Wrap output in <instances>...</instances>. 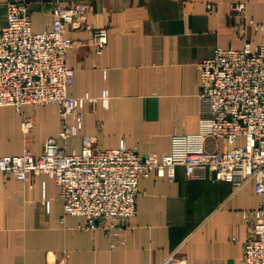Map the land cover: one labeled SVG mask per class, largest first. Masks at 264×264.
<instances>
[{
	"label": "crops",
	"instance_id": "1",
	"mask_svg": "<svg viewBox=\"0 0 264 264\" xmlns=\"http://www.w3.org/2000/svg\"><path fill=\"white\" fill-rule=\"evenodd\" d=\"M9 1L21 0H0V28ZM22 1L40 32L57 3L77 0ZM85 1V22L104 27L107 43L96 53L90 30L66 33L74 42L66 61L75 71L68 94L96 98L79 107L82 128L68 139V152L80 151L83 136H91L103 148L125 143L162 157L173 131H198V63L216 47L254 48L264 37V0ZM27 117L32 125L23 130ZM59 127L58 105L0 106V156L25 149L38 155ZM139 188L131 220L113 225L102 218L91 229L84 216L64 214L54 177L18 180L0 172V264H160L171 255L188 264H241L253 223L244 211L261 198L252 182L235 189L229 181L190 179L177 166L174 179L152 172Z\"/></svg>",
	"mask_w": 264,
	"mask_h": 264
},
{
	"label": "built area",
	"instance_id": "2",
	"mask_svg": "<svg viewBox=\"0 0 264 264\" xmlns=\"http://www.w3.org/2000/svg\"><path fill=\"white\" fill-rule=\"evenodd\" d=\"M89 10L85 0L57 3L51 24L35 32L29 3H7L6 23L0 28V106L21 111L26 104L58 105L60 127L56 136L46 138L38 155L25 149L0 156V172L18 180L42 173L54 177L64 214L84 216L91 229L102 218L113 225L131 220L137 213L139 180L152 172L174 179L176 167L182 166L190 179L229 181L235 189L252 182L261 198L257 207L244 211L253 223L241 264H264V37L254 48L249 43L240 49L216 47L198 63V131H173L170 150L162 157L125 143L103 148L91 136H83L80 151L68 152V139L82 128L79 107L94 105L96 98L68 94L75 71L66 61L74 45L66 33L69 28L90 30L96 53L107 43L104 27L85 22ZM31 125L30 117L22 121L23 130ZM240 136L243 142L237 144ZM209 140H214L211 147ZM160 264L188 263L171 255Z\"/></svg>",
	"mask_w": 264,
	"mask_h": 264
},
{
	"label": "rangeland",
	"instance_id": "3",
	"mask_svg": "<svg viewBox=\"0 0 264 264\" xmlns=\"http://www.w3.org/2000/svg\"><path fill=\"white\" fill-rule=\"evenodd\" d=\"M206 59V58H205Z\"/></svg>",
	"mask_w": 264,
	"mask_h": 264
}]
</instances>
